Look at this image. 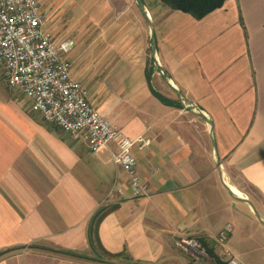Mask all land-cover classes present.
Returning a JSON list of instances; mask_svg holds the SVG:
<instances>
[{
    "label": "crops",
    "instance_id": "obj_1",
    "mask_svg": "<svg viewBox=\"0 0 264 264\" xmlns=\"http://www.w3.org/2000/svg\"><path fill=\"white\" fill-rule=\"evenodd\" d=\"M38 2L54 37L74 39L72 75L91 103L149 139L133 148L146 194L133 196L109 148L91 152L33 112L0 67V264H99L29 246L90 255L100 207L99 240L123 254L112 264H188L175 245L186 237L219 255L227 224L245 245L264 234V0H226L199 20L142 3L145 21L127 0H95L97 20L62 16L72 0Z\"/></svg>",
    "mask_w": 264,
    "mask_h": 264
},
{
    "label": "built area",
    "instance_id": "obj_2",
    "mask_svg": "<svg viewBox=\"0 0 264 264\" xmlns=\"http://www.w3.org/2000/svg\"><path fill=\"white\" fill-rule=\"evenodd\" d=\"M74 46L71 38L54 37L38 0H0V67L7 85L19 90L45 122L82 137L91 152L109 148L133 196L144 195L133 148L142 150L150 141L144 136L129 139L91 103L88 89L72 75ZM230 231L227 224L215 237L219 259L221 264H240L225 245ZM175 245L189 256L188 264L213 260L196 238H180Z\"/></svg>",
    "mask_w": 264,
    "mask_h": 264
},
{
    "label": "trees",
    "instance_id": "obj_3",
    "mask_svg": "<svg viewBox=\"0 0 264 264\" xmlns=\"http://www.w3.org/2000/svg\"><path fill=\"white\" fill-rule=\"evenodd\" d=\"M160 3L170 10H178L189 14L193 18L199 20L205 17L210 12L222 7L226 0H159ZM147 79L149 80L150 73L146 74ZM153 94L162 102H168L161 95L153 91ZM109 212L108 208L100 207L97 209L88 222L87 227V239L89 246L91 248V254L78 253L76 251L62 249V248H54V247H45L32 244L29 248L38 249L45 252L50 253H58L62 255H66L69 257H73L76 259H81L84 261L96 262L99 264H112L113 260L118 259L123 256L122 253H111L107 251L101 244L98 237V225L103 219V217ZM207 254L213 258V260L217 264H221L220 259L216 254L210 249H205ZM6 251L0 252V256H2Z\"/></svg>",
    "mask_w": 264,
    "mask_h": 264
},
{
    "label": "rangeland",
    "instance_id": "obj_4",
    "mask_svg": "<svg viewBox=\"0 0 264 264\" xmlns=\"http://www.w3.org/2000/svg\"><path fill=\"white\" fill-rule=\"evenodd\" d=\"M82 2V4H81ZM128 3H131L134 7V9L138 10L139 18L144 20V16L142 15V3L146 4L149 8H155V4H157L158 8L162 7L163 5L160 3L159 0H127ZM73 3H76L75 6L72 8L71 6ZM44 4V2H43ZM66 7L63 9L62 13L64 17H69L74 20H77L79 18L78 16L83 14L84 12L91 14L95 18V20L99 17V4L95 3V0H72L70 2V7L67 8V2H65ZM80 6V7H79ZM84 7L87 8L84 10ZM165 6H163L164 8ZM166 8V7H165ZM168 9V8H167ZM65 20V19H64ZM67 20H65L66 22ZM145 21V20H144ZM71 38V37H70ZM73 39V38H71ZM74 40V39H73ZM160 81H164L163 78L160 76ZM90 90V89H88ZM91 92V91H90ZM241 188H243L244 193L242 196H246L249 199L252 200H259V196L257 193L251 189L250 187L246 186L244 183L239 184ZM230 235V236H229ZM240 235L235 230H231L228 234L227 240H226V246L230 249V251L235 254L237 253V260L240 264H264V234H256L255 237L248 241V243L245 245L242 243V240L238 236ZM217 257L220 258V256L217 254ZM203 264H217L215 261H204Z\"/></svg>",
    "mask_w": 264,
    "mask_h": 264
},
{
    "label": "bare ground",
    "instance_id": "obj_5",
    "mask_svg": "<svg viewBox=\"0 0 264 264\" xmlns=\"http://www.w3.org/2000/svg\"><path fill=\"white\" fill-rule=\"evenodd\" d=\"M229 188L231 189V191H232L235 195H237V196H241L240 191L237 190L235 187L229 185Z\"/></svg>",
    "mask_w": 264,
    "mask_h": 264
},
{
    "label": "water",
    "instance_id": "obj_6",
    "mask_svg": "<svg viewBox=\"0 0 264 264\" xmlns=\"http://www.w3.org/2000/svg\"><path fill=\"white\" fill-rule=\"evenodd\" d=\"M136 1H139V0H136ZM173 88V87H172ZM174 89V88H173ZM242 200H244V201H246V202H248L249 204H251L250 203V201L249 200H247V199H242ZM252 205V204H251ZM253 210H254V213H255V215H256V217L258 218V219H260L259 218V214L257 213V211L253 208Z\"/></svg>",
    "mask_w": 264,
    "mask_h": 264
}]
</instances>
